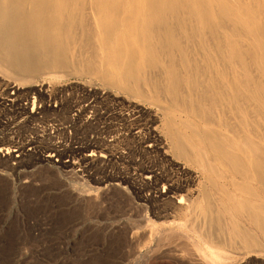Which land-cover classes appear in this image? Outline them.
<instances>
[{"label": "bare ground", "instance_id": "1", "mask_svg": "<svg viewBox=\"0 0 264 264\" xmlns=\"http://www.w3.org/2000/svg\"><path fill=\"white\" fill-rule=\"evenodd\" d=\"M49 62L112 89L89 90L82 106L68 104L62 89L10 86L0 105L18 107L17 97L37 92L42 104L36 97L24 121L64 122L45 128L42 147L36 137H0V162L40 149L50 162L79 153L87 164L116 168L99 182L131 184L137 205L147 206L125 232L135 253L142 246L163 258L148 264H236L252 246L264 251L256 235L264 238V0H0V72ZM140 99L161 112L167 140L158 113ZM104 100L119 111L99 130L95 110ZM146 155L155 160L138 159ZM122 164L133 173L123 174ZM231 238L243 247L223 259Z\"/></svg>", "mask_w": 264, "mask_h": 264}, {"label": "rangeland", "instance_id": "2", "mask_svg": "<svg viewBox=\"0 0 264 264\" xmlns=\"http://www.w3.org/2000/svg\"><path fill=\"white\" fill-rule=\"evenodd\" d=\"M67 65L49 62L38 64L33 69L0 72V80L3 79L2 82L7 84L0 87V97L11 94L12 89L9 87L12 85L21 86L23 92L45 87L49 92L62 89V98L68 104L74 102L85 106L89 90L93 93L112 89L95 75ZM254 75L258 77L257 72ZM112 91L117 93L114 89ZM121 95L125 96V93ZM35 98L38 108L42 103L37 92L35 95L31 93L28 99L25 95L17 97V103H21L18 107L9 106V103L0 105V137L14 136L17 141L25 143L36 137L43 142L38 144L42 147L44 141H47L43 135L45 128L64 121L53 123L52 118L48 117L24 121L25 114L28 115L33 109ZM140 102L158 113L157 130L167 140L168 127L163 122L161 112L148 100ZM51 103L52 106L57 104L55 101ZM95 111L103 114L95 122L96 128L100 130L112 121L105 118L106 114L119 111V107L110 100H104L97 104ZM101 133V136H105ZM92 135L91 131L81 135L82 141H88ZM61 140L56 139L58 142ZM40 151L22 158L21 162L16 160L15 154L14 160L0 162V264H148L163 259L156 253H148L146 247L142 246V254L135 253L136 244L127 239V230L133 221L143 214L148 215V208L146 205H137L131 184H124L121 187L125 189L122 190L121 187H106L99 182L111 171H117L116 168L104 162L87 164L82 160L83 154L79 153L53 157L50 162L40 156ZM85 153L89 154L90 150ZM101 155L105 156V152H101ZM170 155L173 156L171 151ZM140 158L155 160L153 155ZM67 160L75 165L66 166L67 163L71 164ZM121 167L123 174L129 176L133 173L129 166L122 164ZM137 183L138 187L143 184L140 178ZM149 216L151 224H162V220ZM238 216L241 221L244 220ZM256 235L264 246L262 234L257 232ZM232 240L230 242H234L233 247L230 243V247L226 248V245L220 249L222 258L234 256L235 250L241 248L240 242ZM190 243L197 244L192 241ZM250 248L253 253L248 257L238 256L236 264H246L248 259L254 260L252 264L264 263L262 245Z\"/></svg>", "mask_w": 264, "mask_h": 264}]
</instances>
